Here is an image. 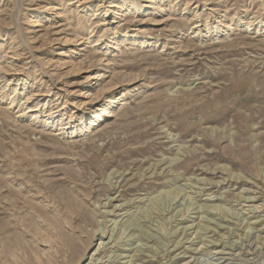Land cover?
Returning a JSON list of instances; mask_svg holds the SVG:
<instances>
[{"label":"rangeland","instance_id":"1","mask_svg":"<svg viewBox=\"0 0 264 264\" xmlns=\"http://www.w3.org/2000/svg\"><path fill=\"white\" fill-rule=\"evenodd\" d=\"M143 260L264 264V0H0V264Z\"/></svg>","mask_w":264,"mask_h":264},{"label":"bare ground","instance_id":"2","mask_svg":"<svg viewBox=\"0 0 264 264\" xmlns=\"http://www.w3.org/2000/svg\"><path fill=\"white\" fill-rule=\"evenodd\" d=\"M139 11H140V10L138 9V10L135 12V14L137 13L138 15H140V12H139ZM158 11H159V10H158ZM132 15H133V14H132ZM138 15H137V16H138ZM186 66H187V65H186ZM220 97H221L220 94H219V95H214V97H213L212 99L207 100V101H216V100L220 99ZM214 112H215L216 114H220V113H222V112H220V111H214ZM122 175H123V174H122ZM122 175H120L119 177H122ZM122 179H123V177H122ZM115 188H116V187L114 186L111 190H115ZM250 199H251V198H250ZM206 200H207V201H210V198H207ZM212 200H213V199H212ZM253 200H254V199L247 200V201L251 202V201H253ZM110 201H112V200H110ZM115 201H116V200H115ZM242 201H243V200H242ZM245 201H246V200H245ZM256 201H257V200H256ZM204 202H206L205 199H204ZM211 202H212V201H211ZM121 207H122V206H121ZM244 207H245V206H244ZM115 208H118V207H115ZM254 208H255V207H254ZM118 209H120V208H118ZM250 209H251V208H250ZM247 211H248V210H247ZM244 212H245V211H244ZM257 212H258V211H257ZM257 212H256V210H255V212L253 213V215H252V214H251V215H252V216H255ZM251 213H252V212H251ZM245 214H246V213H245ZM247 214H248V213H247ZM116 216H117V215H116ZM116 216H115V217H116ZM118 216H119V215H118ZM249 219H251V218H249ZM180 221H181V220H180ZM258 221H259V220H258ZM261 222H262V221H261ZM252 223H253V221H252ZM253 224H259V223H258V222H254ZM249 225H250V224H249ZM251 225H252V224H251ZM197 226H198V225H197ZM184 227H185V226H184ZM187 227H188V226H187ZM195 228H196V227H195ZM186 229H187V228H186ZM186 229H185V230H186ZM253 229H255V228H253ZM182 230H183V229H182ZM185 230H184V231H185ZM251 230H252V229H251ZM255 230H256V229H255ZM176 231H177V230H176ZM246 235H247V234H246ZM248 235H249V234H248ZM208 238H211V236L208 237ZM195 239H197V238H195ZM204 242H205V241H204ZM189 243H190V242H189ZM210 243H211V246H212V247H214V248L218 247V245H217V244H214L215 242L212 243V241H209V244H207V245L210 246ZM104 244H105V243H104ZM191 244H193V243H191ZM191 244H190V245H191ZM203 244H204V243H203ZM205 244H206V243H205ZM220 244H222V241L220 242ZM220 244H219V245H220ZM105 245H106V244H105ZM193 245H194V244H193ZM102 246H103V243H102ZM180 246H181V245H180ZM201 246H203V245H201ZM205 246H206V245H205ZM103 247H104V246H103ZM103 247H102V248L100 247V248L103 249ZM174 247H175V246H174ZM174 247H173V248H174ZM223 247H224V246H223ZM180 248H183V247L176 246V247L174 248V250L171 251V253H172L173 251L175 252V251L179 250ZM186 248H187V247H186ZM202 248H203V247H201V250H202ZM205 248H206V247H205ZM188 249H189V248H188ZM198 249H199V250H197V251H196V249H195V250L193 249L192 252H194L195 254L200 253V248H198ZM203 249H204V248H203ZM191 250H192V249H191ZM206 250H207V249H206ZM214 250H215V249H214ZM183 251H185V250L183 249ZM183 251H182V252H183ZM187 251H189V250H187ZM222 251H223V250H222ZM222 251H221V252H222ZM174 252H173V253H174ZM182 252H181V253H182ZM201 252H202V251H201ZM212 252H213V251H212ZM216 252H217V251H216ZM168 253H169V252H168ZM181 253H180V254H181ZM214 253H215V252H213L212 254H214ZM169 254H170V253H169ZM180 254H177L176 256H172V260L170 259V260H171L170 263L175 262V260L177 259V257H178ZM217 254H218V253H217ZM217 254H214V255L216 256ZM185 255H186V254H185ZM168 256H169V255H168ZM168 256H167V257H168ZM182 256H183V255H182ZM169 257H170V256H169ZM183 258H185V257H182V258H181V261L183 260ZM178 259H179V258H178ZM191 259H192V258H191ZM194 259H195V258H194ZM74 260H75V259H73L72 261H74ZM98 260H99V259H98ZM140 260H141V259H140ZM224 260H225V259H224ZM91 261L93 262V261H95V260H94L93 258H91ZM143 261H144V260H143ZM167 261L169 262V260H167ZM195 261H196V260H195ZM144 262L148 264V263H151V262H153V261H152V260H147V261H144ZM192 262H193V261H192ZM97 263H98V261H97ZM100 263H101V262H100ZM188 263H189V262H186V263H184V264H188ZM90 264H93V263H90ZM195 264H196V263H195Z\"/></svg>","mask_w":264,"mask_h":264}]
</instances>
